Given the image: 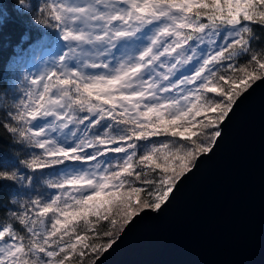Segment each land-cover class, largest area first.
I'll use <instances>...</instances> for the list:
<instances>
[{
	"label": "snow or ice",
	"instance_id": "6c2138e0",
	"mask_svg": "<svg viewBox=\"0 0 264 264\" xmlns=\"http://www.w3.org/2000/svg\"><path fill=\"white\" fill-rule=\"evenodd\" d=\"M12 10L53 29L60 50L29 74L53 45L25 34L9 64L19 99L0 87V137L27 149V174L0 170V182L36 191L6 210L0 200V264H96L133 217L166 202L264 80V0H14Z\"/></svg>",
	"mask_w": 264,
	"mask_h": 264
},
{
	"label": "water",
	"instance_id": "95a60500",
	"mask_svg": "<svg viewBox=\"0 0 264 264\" xmlns=\"http://www.w3.org/2000/svg\"><path fill=\"white\" fill-rule=\"evenodd\" d=\"M207 155L96 264H264V80L243 93Z\"/></svg>",
	"mask_w": 264,
	"mask_h": 264
},
{
	"label": "trees",
	"instance_id": "16d2710c",
	"mask_svg": "<svg viewBox=\"0 0 264 264\" xmlns=\"http://www.w3.org/2000/svg\"><path fill=\"white\" fill-rule=\"evenodd\" d=\"M13 2L14 0H0V6L9 13L8 16H4L3 11H0V87H3L5 98L15 102L19 99L20 93L18 90L15 91L9 87V81L12 79L9 64L12 58L17 56V48L21 46L22 37L27 34L29 36L28 43L47 37L53 45V47L49 46L48 50L44 52L39 60L30 63L26 67V71L29 74L37 70L35 67L38 66V63H42L44 57L57 54L60 45L58 34L53 29L36 24L30 16H26L27 24H21L16 18V13L12 10ZM27 2L31 5L33 0H27ZM18 79L17 77V82ZM211 131H216V129H212ZM26 151L27 149L23 145L14 144L9 138L0 137V170L18 169L21 174H27L20 164L22 162L21 159L24 158L23 153ZM14 153H21V155L17 156ZM37 183L39 184V178ZM13 195L28 198L36 196V191L35 188H20L14 184L0 182V200L3 201L5 210L11 207L7 202L11 200Z\"/></svg>",
	"mask_w": 264,
	"mask_h": 264
},
{
	"label": "rangeland",
	"instance_id": "374dc122",
	"mask_svg": "<svg viewBox=\"0 0 264 264\" xmlns=\"http://www.w3.org/2000/svg\"><path fill=\"white\" fill-rule=\"evenodd\" d=\"M59 48V47H58ZM60 50V49H59ZM55 55H56V53H55ZM55 55H48V56H46V57H44L43 58V61H42V63L40 64V63H38V66H36L35 68L37 69L34 73H31V74H39L42 70H43V68L45 67V65H44V61L45 60H47V61H49V63L51 62V60L55 57ZM34 68V69H35ZM150 209V208H149Z\"/></svg>",
	"mask_w": 264,
	"mask_h": 264
},
{
	"label": "clouds",
	"instance_id": "9594fccd",
	"mask_svg": "<svg viewBox=\"0 0 264 264\" xmlns=\"http://www.w3.org/2000/svg\"><path fill=\"white\" fill-rule=\"evenodd\" d=\"M29 7H30V4H29ZM40 7H43V5L41 4ZM33 19H39V12L37 11L34 16H33ZM22 163V162H21Z\"/></svg>",
	"mask_w": 264,
	"mask_h": 264
}]
</instances>
